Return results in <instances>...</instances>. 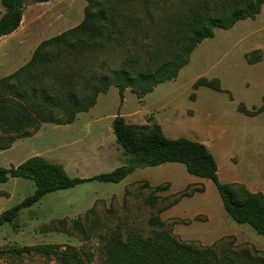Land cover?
Instances as JSON below:
<instances>
[{
	"label": "rangeland",
	"instance_id": "obj_1",
	"mask_svg": "<svg viewBox=\"0 0 264 264\" xmlns=\"http://www.w3.org/2000/svg\"><path fill=\"white\" fill-rule=\"evenodd\" d=\"M146 1L154 21L168 26L190 12L226 18L233 9L249 2ZM87 7V0L29 3L20 34L0 43V79L28 64L43 42L80 27ZM140 7L143 4H132L129 10ZM4 11L0 2V18ZM151 38L141 36V45L150 44ZM134 52L128 45L69 65L65 61L59 65L65 67L57 66L58 73L48 77L44 86L50 87L51 94L70 89L81 99L83 87L79 86L84 82L80 78L119 70ZM201 79L217 80L222 92L197 88ZM70 83L79 86L63 88ZM241 105L250 114L264 106V6L256 19L240 21L230 30H216L214 38L195 49L175 81L156 87L142 100L130 89L121 99L113 86L98 97L93 109L78 114L70 124L61 110L56 111L54 123L42 124L37 131L26 129L28 137L17 139L24 134L0 128V141L15 138L13 150L0 152V168L18 167L40 156L63 165L71 178L111 173L129 161L113 130L115 118L121 116L129 125L158 124L168 139L204 144L217 162L222 184L238 183L252 193L264 194V112L246 116L239 111ZM35 190L29 180L10 178L0 183V214ZM151 195L158 198L155 207L147 204ZM155 217H160L164 229L149 223ZM163 230L187 245L248 250L264 259V255L253 253V249L264 253V237L226 213L212 181L190 175L184 165L164 164L138 168L120 184L93 182L45 196L37 205L21 211L14 224L0 228V264H58L52 256L19 252L39 246L74 249L86 254L85 264H119L107 255L114 233L124 238L138 233L148 239Z\"/></svg>",
	"mask_w": 264,
	"mask_h": 264
},
{
	"label": "trees",
	"instance_id": "obj_2",
	"mask_svg": "<svg viewBox=\"0 0 264 264\" xmlns=\"http://www.w3.org/2000/svg\"><path fill=\"white\" fill-rule=\"evenodd\" d=\"M49 1L0 0L5 10L0 18V40L19 30L29 3L44 4ZM87 2L85 21L80 27L43 42L28 64L0 80V128L7 133L15 131L18 135L24 134L17 139L29 136L24 133L26 129L37 131L42 124L54 123L58 117L56 111L62 110L67 123H72L75 116L93 109L98 97L107 94L113 86L118 89L121 99L128 89L139 100L144 99L156 87L175 81L180 71L190 63L195 49L205 40L214 38L216 30H230L240 21L256 19L264 6V0H249L233 9L226 18L190 12L168 26L167 23L154 21L146 0ZM132 4H143V7L129 10ZM141 36L147 39L153 36L151 43L141 45ZM128 45L134 47L135 52L126 58L119 70L80 78L84 82L81 86L73 83L63 86L83 87L81 99L70 89L51 94L50 87L44 86V81L58 73L56 67L65 61L69 65L112 49H124ZM196 87L222 92L217 80L201 79ZM239 111L255 117L264 112V106L250 114L241 105ZM113 130L129 161L111 173L87 179L71 178L63 165L40 156L32 157L18 167L0 168V183L18 178L32 181L36 186L32 196L0 214V228L14 224L21 211L37 205L49 194L93 182L120 184L138 168L181 164L190 175L215 184L226 213L235 222L251 227L264 237V194L252 193L238 183L222 184L217 162L204 144L184 138L168 139L158 124L151 127L129 125L121 116L115 118ZM14 140L0 141V151L11 149ZM157 199L151 195L147 204L155 207ZM149 223L160 229L165 227L160 217L152 218ZM111 240L107 247L108 259L119 264H264L263 258L251 255L248 250L217 249L218 245L195 247L181 243L164 230L148 239H143L138 233H131L125 238L114 233ZM19 252L52 256L58 264L86 263V254L74 249L61 251L59 247L39 246L23 248ZM253 253L264 255L256 249Z\"/></svg>",
	"mask_w": 264,
	"mask_h": 264
},
{
	"label": "crops",
	"instance_id": "obj_3",
	"mask_svg": "<svg viewBox=\"0 0 264 264\" xmlns=\"http://www.w3.org/2000/svg\"><path fill=\"white\" fill-rule=\"evenodd\" d=\"M49 2H50V1H49ZM49 2H48V3H49ZM4 12H5V11H4ZM4 12H3V13H4ZM23 19H24V17H23ZM21 28H22V25H21V27L19 28V30H18L17 32H15V33H14V35H15V36H17V35H19V34H20V30H21ZM12 35H13V34H12ZM8 37H9V36H8ZM5 39H7V37H5V38L1 39V40H0V43H1L2 41H4ZM13 74H14V73H13ZM11 75H12V74H11ZM8 76H10V75H8ZM6 77H7V76H6ZM3 78H5V77H3ZM1 79H2V78H1ZM1 79H0V80H1ZM10 150H13V148H12V149H9V150H7L6 152H8V151H10ZM0 152H1V151H0Z\"/></svg>",
	"mask_w": 264,
	"mask_h": 264
}]
</instances>
